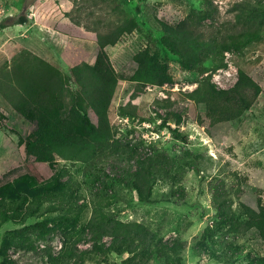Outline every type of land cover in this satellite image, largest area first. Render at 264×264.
<instances>
[{"label": "rangeland", "instance_id": "rangeland-1", "mask_svg": "<svg viewBox=\"0 0 264 264\" xmlns=\"http://www.w3.org/2000/svg\"><path fill=\"white\" fill-rule=\"evenodd\" d=\"M22 15L28 21L14 23ZM188 15L202 16L203 38L217 39L193 69L183 67L163 24ZM129 19L139 27L106 47L119 76L109 109L113 136L80 159L29 155L37 123L16 110L8 83L21 88L46 79L50 64L77 92L71 68L94 64L99 34ZM262 19L264 0H0V23H11L0 28V264H264L259 230L233 231L214 198L218 192L232 202L241 220L242 203H264ZM254 30L260 35H246L245 46L221 45L229 34ZM146 49L158 54L171 81L131 79L136 55ZM239 68L263 90L240 117L213 123L207 103L190 94L233 87ZM84 110L97 124L95 111L86 104ZM138 169L150 173L153 201L136 188ZM96 210L150 232L134 242L135 251H119L116 237L96 236Z\"/></svg>", "mask_w": 264, "mask_h": 264}, {"label": "trees", "instance_id": "trees-1", "mask_svg": "<svg viewBox=\"0 0 264 264\" xmlns=\"http://www.w3.org/2000/svg\"><path fill=\"white\" fill-rule=\"evenodd\" d=\"M210 4L213 0H207ZM200 18L188 15L177 23L164 22V31L169 38L172 48L181 57L184 68H196L208 53L210 46H217V39L208 42L203 38L199 25ZM27 16L22 15L14 23H26ZM264 20H261V24ZM11 24V23H10ZM8 22L0 23V28L10 25ZM135 19H129L117 24L110 31L100 33L98 36L99 52L94 64L82 62L71 68V75L80 86L77 92L69 91L60 81L62 72L55 70L50 64L46 65V79H35L22 84L6 95L13 102L14 107L23 116L34 120L37 127L33 136L27 142V152L40 161H55L58 156L65 158H84L97 146L98 143L108 141L113 136L109 119V109L115 95L119 76L112 64L106 47L116 44L125 32H132L138 28ZM259 36V30L241 32L237 36L229 34L230 41L221 45L226 50L245 46V37ZM139 62L137 71L132 80L148 83H162L171 81L173 77L167 68L163 69L158 61V54L150 50H143L136 55ZM44 76V75H43ZM56 76V77H55ZM57 81L59 83H57ZM68 90L72 104L66 102ZM263 90L262 85L244 68H239V77L231 88H216L214 85L199 87L190 94V98L197 102H205L209 107V115L213 123L229 121L240 117L257 100ZM84 104L90 106L98 117V123L91 121L84 110ZM152 159H155L152 158ZM144 167L153 165V162L144 161ZM148 174L143 169L134 172L137 181L136 188L143 200L153 201L151 196L152 185ZM37 178V176H35ZM152 177V176H151ZM215 203L223 214L222 220L230 224L233 231L240 232L242 228H257L264 240V203L260 202L258 208L242 203L247 214L246 219H240L233 212V204L222 194H214ZM102 212H95L91 225L97 228V234L105 233L118 239L121 245L119 251H135L133 244L141 235L150 230L141 222H125L122 220H106ZM117 242V240H116ZM264 261V256L261 258Z\"/></svg>", "mask_w": 264, "mask_h": 264}, {"label": "water", "instance_id": "water-1", "mask_svg": "<svg viewBox=\"0 0 264 264\" xmlns=\"http://www.w3.org/2000/svg\"><path fill=\"white\" fill-rule=\"evenodd\" d=\"M34 0H27V4H30L31 2H33Z\"/></svg>", "mask_w": 264, "mask_h": 264}, {"label": "built area", "instance_id": "built-area-1", "mask_svg": "<svg viewBox=\"0 0 264 264\" xmlns=\"http://www.w3.org/2000/svg\"><path fill=\"white\" fill-rule=\"evenodd\" d=\"M230 72H231V71H229V70L227 71V73H230Z\"/></svg>", "mask_w": 264, "mask_h": 264}]
</instances>
